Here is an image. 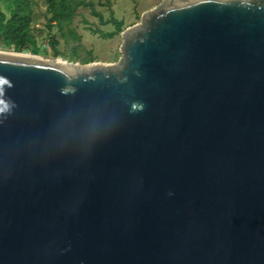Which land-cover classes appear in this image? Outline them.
Instances as JSON below:
<instances>
[{"label": "water", "instance_id": "obj_1", "mask_svg": "<svg viewBox=\"0 0 264 264\" xmlns=\"http://www.w3.org/2000/svg\"><path fill=\"white\" fill-rule=\"evenodd\" d=\"M122 36L113 65L0 52V264H264V0Z\"/></svg>", "mask_w": 264, "mask_h": 264}, {"label": "rangeland", "instance_id": "obj_2", "mask_svg": "<svg viewBox=\"0 0 264 264\" xmlns=\"http://www.w3.org/2000/svg\"><path fill=\"white\" fill-rule=\"evenodd\" d=\"M162 1L0 0V50L79 66L113 65L121 58L125 29ZM13 17L25 34L21 46L5 44L17 41L10 31Z\"/></svg>", "mask_w": 264, "mask_h": 264}, {"label": "trees", "instance_id": "obj_3", "mask_svg": "<svg viewBox=\"0 0 264 264\" xmlns=\"http://www.w3.org/2000/svg\"><path fill=\"white\" fill-rule=\"evenodd\" d=\"M11 28L10 31L13 33V38L17 39V41H12L10 43H5L7 46H11L12 44H15L17 46H21V44H25L24 42H22V38H24L25 34L24 31L21 29V20L18 19L17 21H15L14 17L11 19ZM17 24H16V23ZM0 24L3 25L4 24V20L0 15Z\"/></svg>", "mask_w": 264, "mask_h": 264}, {"label": "clouds", "instance_id": "obj_4", "mask_svg": "<svg viewBox=\"0 0 264 264\" xmlns=\"http://www.w3.org/2000/svg\"><path fill=\"white\" fill-rule=\"evenodd\" d=\"M7 83V81L4 78H0V86H3ZM7 109L0 107V112L6 111Z\"/></svg>", "mask_w": 264, "mask_h": 264}, {"label": "bare ground", "instance_id": "obj_5", "mask_svg": "<svg viewBox=\"0 0 264 264\" xmlns=\"http://www.w3.org/2000/svg\"><path fill=\"white\" fill-rule=\"evenodd\" d=\"M0 52H3V53H9L8 51H2V50H0ZM10 53H12V52H10ZM13 53H15V52H13ZM19 55H24V56H27V57H30V56H28L27 54H19ZM34 58H36V57H34ZM55 61V60H54ZM55 62H58V63H61V64H64V65H67L68 66V64H66V63H62V62H59V61H55ZM88 67V66H87Z\"/></svg>", "mask_w": 264, "mask_h": 264}]
</instances>
